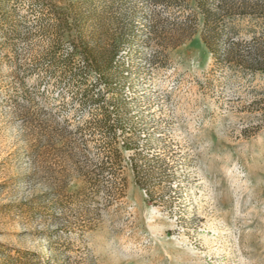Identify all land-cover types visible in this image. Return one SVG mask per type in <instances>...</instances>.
Segmentation results:
<instances>
[{
  "label": "rangeland",
  "instance_id": "1",
  "mask_svg": "<svg viewBox=\"0 0 264 264\" xmlns=\"http://www.w3.org/2000/svg\"><path fill=\"white\" fill-rule=\"evenodd\" d=\"M56 1L78 4L81 22L103 4ZM117 2L125 17L138 12L141 27L145 16L159 11L142 0ZM139 56L133 57L137 72L128 76L132 88L125 89L122 109L134 133H161V145L173 143L179 159L175 202L167 207L150 201L127 166L120 206L103 211L98 227L84 236H58L62 220L31 215L21 206L51 191L55 179L32 175L31 133L0 96V264H24L19 250L35 257L32 264H264V74L212 76L213 59L200 32L170 50L168 67L148 70ZM9 73V66L0 67V86ZM50 90L55 97L66 87ZM47 106L71 119L75 113L81 123L90 117L88 107L76 111L77 104L62 107L58 99ZM81 184L73 178L67 191ZM69 242L71 250L64 249Z\"/></svg>",
  "mask_w": 264,
  "mask_h": 264
},
{
  "label": "trees",
  "instance_id": "2",
  "mask_svg": "<svg viewBox=\"0 0 264 264\" xmlns=\"http://www.w3.org/2000/svg\"><path fill=\"white\" fill-rule=\"evenodd\" d=\"M101 1L81 22L78 4L0 0V67L10 68L0 96L31 133L32 175L55 179L51 191L21 206L31 215L62 220L58 236H84L98 227L103 211L120 206L127 166L150 201L167 207L175 202L179 159L173 143L161 145V133H134L122 109L125 89L132 88L126 82L137 72L134 56L144 58L148 70L168 67L170 50L200 32L213 59L212 76L264 74V0H142L159 8L142 27L137 11L125 17L117 0ZM50 84L66 90L52 97ZM51 99L62 107L77 104L76 111L88 107L90 117L81 123L74 113L71 119L48 107ZM73 178L82 184L69 192ZM19 252L22 263L32 264L34 256Z\"/></svg>",
  "mask_w": 264,
  "mask_h": 264
}]
</instances>
